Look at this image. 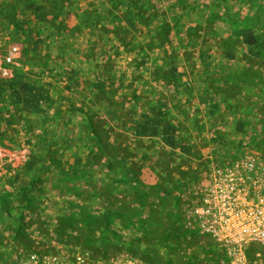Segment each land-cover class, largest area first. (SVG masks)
Instances as JSON below:
<instances>
[{
    "label": "rangeland",
    "instance_id": "obj_1",
    "mask_svg": "<svg viewBox=\"0 0 264 264\" xmlns=\"http://www.w3.org/2000/svg\"><path fill=\"white\" fill-rule=\"evenodd\" d=\"M149 71L195 107L180 131L186 151L181 145L170 155L158 145L163 187L149 188L154 175L145 169L138 199L131 193L138 176L127 165L139 159L131 158L137 148L155 144L119 134L107 120L114 114L86 100L116 101V89L127 100L137 84L149 86L139 76ZM260 81L264 0H0V264L253 259L262 244L239 226L250 211L246 198L256 197L253 185L264 182ZM22 91L35 107H22ZM122 101L114 105L118 118L139 119ZM97 139L123 163L102 161L100 151L90 156ZM100 187L114 198L106 201ZM105 210L124 217L125 227L105 224ZM145 235L153 240L128 245Z\"/></svg>",
    "mask_w": 264,
    "mask_h": 264
},
{
    "label": "crops",
    "instance_id": "obj_2",
    "mask_svg": "<svg viewBox=\"0 0 264 264\" xmlns=\"http://www.w3.org/2000/svg\"><path fill=\"white\" fill-rule=\"evenodd\" d=\"M78 12H80V10H78ZM70 16L73 17L74 14H70ZM74 21L75 20H73V22ZM77 21L78 19L76 20V23ZM80 24L86 25L84 30H86V28H88V25H89L88 22H84V21ZM95 27H97V24L93 26V28ZM83 33L84 31H82V34ZM141 40L143 42L142 38ZM151 50L152 48H150L146 52V54L151 55V60L153 61V65L157 69L161 66V64L156 58V55H154V58L152 59L153 55L151 54ZM9 54L12 55L15 61L18 60L19 57H22L23 55V53H20V51L11 52ZM153 65L150 64L149 69L151 71H152ZM151 71H149V73L146 72L145 73L146 75L143 74V72H140V75H139L140 77H145V78L149 77L148 78V80L150 81L149 86L148 87L145 86L144 83L137 84L135 88L132 90L133 95H131L130 98L126 96L127 100L126 98L123 101L122 99H119L118 98L119 96L117 95L119 94V91H117L116 89L114 90L115 92L114 94L117 99L116 101L110 100L109 96L107 95L106 96L97 95L93 98L87 99L86 102L91 103V104L95 103L97 105H100L103 107V109L108 108V110H110L109 112H112L114 116L113 118L107 119V120L111 122V125L114 126L115 129L117 128L116 132H118L119 134H122V135L126 134L129 136H133L137 138L136 141L138 140L140 141V139H148L147 141L153 142L155 144V149H150L149 151H145L143 149L139 151V149L137 148V150H135V155L131 157L132 159H136V158L142 159L143 157H145V155L147 156L148 154L147 158H149L150 162H147L146 160H144L145 163L139 164L140 161H137L139 159H136L135 162H131L127 165L129 167L127 168L128 171L137 173L139 181H142L141 177L143 176L144 170L149 169L151 173L154 175L153 180L150 182V185H149L152 187V186H156L159 183L160 178H161L160 177L161 172L159 170L160 168L157 165V159L160 157V151L157 150V146L165 145L166 147L164 149L167 150L170 155L172 154L175 155V152L178 150V148L181 145L182 146L185 145V143L183 142L185 140V136H183V133L181 134L180 131L182 130L183 125H187L186 120H190V110L192 111V109H194L191 107H195V106L194 104H188L189 102L188 94H187V97H185V100H184V97H182L183 101L176 100V98L174 97L175 88L173 89L172 86L163 85L162 81H160L159 78H156L155 76H153V73L151 74ZM101 84L102 86H104L105 81H103ZM89 89L91 90L92 88H89ZM42 91L46 92L44 88H42L41 94H42ZM87 91H88V88H87ZM123 91L125 95L127 93H131V90L129 91L123 90ZM21 94L22 96L20 97V103L24 109L28 110L30 109V107H35V104H32L30 106V101H32V99L29 97V95H27L24 91H22ZM214 98L217 99L216 104L218 108L219 106L221 108H224L222 101L219 100L220 95L214 96ZM125 100L131 102L134 105L135 115H137L139 119L130 118L129 120L121 121L118 118L120 112L118 109L115 110L114 105H118V103L122 101L124 106H126V104L129 102H126ZM178 103L183 104L181 105L182 111L180 109V106L177 105ZM109 106H111L112 108L109 109ZM168 109L170 110V116H167V114H169ZM103 113H105V110L103 111ZM182 113H183V116L181 118L177 120H175L176 118H174L173 120H171V116L173 115L179 116ZM91 130L95 132L96 134H98L94 126L93 128H91ZM96 141H97V144H94L96 146H92V151L89 152L90 156L95 157V155H97V152L100 151L102 155L101 157L102 161H106L109 158V159L115 160L116 164L123 163L124 158L121 159V156L119 154H113L114 156L111 155V151H110L111 147L109 145L105 146L100 139H97ZM100 142L102 143V145H99ZM186 147L187 145H185V151H186ZM182 153H185V152H182ZM104 169H106V167H103V171Z\"/></svg>",
    "mask_w": 264,
    "mask_h": 264
},
{
    "label": "built area",
    "instance_id": "obj_3",
    "mask_svg": "<svg viewBox=\"0 0 264 264\" xmlns=\"http://www.w3.org/2000/svg\"><path fill=\"white\" fill-rule=\"evenodd\" d=\"M7 59L12 61V55L7 56ZM253 187L254 190L250 193L255 194L256 197L246 198L250 211L245 216L247 222L239 226V228L244 227L239 234L252 237V241L260 242L262 249L254 251L255 257L253 259H248L246 255H243L242 258L234 256V258L230 257L231 260L226 264H264V182L260 184V190L256 184ZM246 243L248 242L246 241Z\"/></svg>",
    "mask_w": 264,
    "mask_h": 264
},
{
    "label": "trees",
    "instance_id": "obj_4",
    "mask_svg": "<svg viewBox=\"0 0 264 264\" xmlns=\"http://www.w3.org/2000/svg\"><path fill=\"white\" fill-rule=\"evenodd\" d=\"M102 19H104V20L108 19V14H107L106 18H105V16H103ZM116 19H117V17H116ZM96 20L97 19H94L93 20L94 21V24H96ZM114 21H116V20H114ZM261 84L263 85V89H261V92H262V95H264V82H261ZM252 110H253V106H252ZM261 114L264 116V111ZM259 124L260 125L264 124V118L262 119V122L259 123ZM256 125H257V123L255 124V126ZM136 181H137V179L131 181L132 183H134L133 184L134 185L133 186L134 191L131 192V193L135 197H137L138 199L139 198H142V196L145 197V191L143 190L144 187H145V185L141 181H139V180L137 182ZM159 187L160 188L163 187V186H161V182L160 181H159V183L156 186H152L153 189L159 188ZM149 188H151V186ZM105 189H107V187H105V188L100 187V191L99 192L101 194H103L102 196L106 199V201H108V200L110 201V199L111 198H114V196L112 194L108 193V191L107 192L102 191V190H105ZM122 200H124V197H123ZM126 206H127V203L126 202L120 205V207H122V208H126ZM85 208L86 207H83V210H85ZM103 220H104L105 224H109V225H112V224H115V223L118 222L117 225L120 228H124L125 227V223L127 222V220H125L124 217L122 218L120 215L118 216L113 211H110V210L109 211L108 210H105L103 212ZM135 224H136V222H135V220H133V223H131L130 225H135ZM142 225H146V224H142ZM132 239H133L132 242H130L131 244L129 243L128 245H132V244L134 245L136 242L137 243H140L141 240H144V241L146 240L149 243V241H152L153 240V237L151 235H145V237L142 238V239H140V237H137V236H135ZM113 241H114L113 239H109L108 240V245L118 247V244L117 243H113ZM128 249L129 250H132V246H128Z\"/></svg>",
    "mask_w": 264,
    "mask_h": 264
}]
</instances>
